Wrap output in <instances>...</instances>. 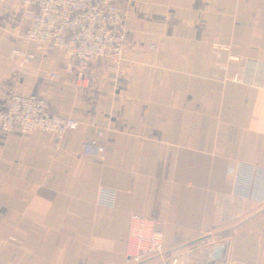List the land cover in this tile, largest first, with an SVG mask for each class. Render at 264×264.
<instances>
[{
	"label": "crops",
	"instance_id": "obj_1",
	"mask_svg": "<svg viewBox=\"0 0 264 264\" xmlns=\"http://www.w3.org/2000/svg\"><path fill=\"white\" fill-rule=\"evenodd\" d=\"M114 3L127 16L124 61L118 73L97 61L79 91L61 55L16 58L25 45L13 34L29 21L13 1L2 14L0 109L35 95L80 129L58 144L0 131V264H163L176 253L264 264V202L233 175L264 169V0ZM83 142L104 160L78 157ZM134 214L160 226L163 257L128 262ZM193 243L202 249L186 252Z\"/></svg>",
	"mask_w": 264,
	"mask_h": 264
},
{
	"label": "built area",
	"instance_id": "obj_2",
	"mask_svg": "<svg viewBox=\"0 0 264 264\" xmlns=\"http://www.w3.org/2000/svg\"><path fill=\"white\" fill-rule=\"evenodd\" d=\"M10 1L29 21L23 31L13 34L25 45L23 51L12 52L23 64L31 65L37 55H61L66 70L72 75L75 91L90 89L91 67L99 60L108 61L112 72H119L126 48L127 16L114 0H0V19ZM41 63L48 65L47 60ZM50 81L57 82L58 76L52 74ZM232 81L237 79L232 78ZM79 129V122L54 114L47 100L35 95H13L6 108L0 109V131L3 133L17 130L21 135L46 134L58 144L65 135ZM97 136L102 135L98 133ZM105 153L103 146L83 142L77 154L81 158L104 160ZM233 175L236 187L264 202V169L241 167ZM98 196L99 204H113L112 192L101 190ZM202 247L203 243H193L187 246L186 252L195 253ZM163 256L160 226L141 215H132L126 240L128 262ZM163 264H183V254L170 255Z\"/></svg>",
	"mask_w": 264,
	"mask_h": 264
}]
</instances>
